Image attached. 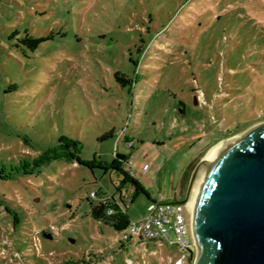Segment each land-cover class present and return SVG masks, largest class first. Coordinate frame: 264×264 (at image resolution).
I'll use <instances>...</instances> for the list:
<instances>
[{
	"label": "rangeland",
	"instance_id": "obj_1",
	"mask_svg": "<svg viewBox=\"0 0 264 264\" xmlns=\"http://www.w3.org/2000/svg\"><path fill=\"white\" fill-rule=\"evenodd\" d=\"M51 33L32 52L19 43ZM262 120L264 0H0V264L90 251L103 254L91 264H175L183 252L164 240L120 249L89 201L121 198L132 221L182 201L189 164ZM60 136L80 142L77 161L21 165ZM116 153L130 167L111 168Z\"/></svg>",
	"mask_w": 264,
	"mask_h": 264
},
{
	"label": "water",
	"instance_id": "obj_2",
	"mask_svg": "<svg viewBox=\"0 0 264 264\" xmlns=\"http://www.w3.org/2000/svg\"><path fill=\"white\" fill-rule=\"evenodd\" d=\"M182 186L171 203L183 209L193 264H264V120L199 155Z\"/></svg>",
	"mask_w": 264,
	"mask_h": 264
},
{
	"label": "trees",
	"instance_id": "obj_3",
	"mask_svg": "<svg viewBox=\"0 0 264 264\" xmlns=\"http://www.w3.org/2000/svg\"><path fill=\"white\" fill-rule=\"evenodd\" d=\"M53 38V34H48L46 36L40 37H32V36H24L19 40V43L24 46L27 51L32 52L34 51L42 42L51 40ZM150 41V39H149ZM148 44L145 45L143 43V39H139V45L136 48V53L138 57L136 59L131 58L132 49L131 47L127 48L128 51V58L127 60L132 64L134 68L138 66V64H142V59L145 56V49ZM115 80L121 85H131L132 78L127 77L124 73L119 71L114 72ZM111 134V133H110ZM107 134V135H110ZM234 134V133H230ZM124 141L128 148L132 147L129 139L127 137L124 138ZM26 143V140H23ZM213 144V143H212ZM211 145V144H210ZM80 142L74 139H69L64 136H60L57 139V143L50 148H47L41 151L39 154L35 156H29V159H24L21 162V165L24 167H42L48 165L52 161L55 160H63L67 163H73L78 160V155L80 152ZM209 146V145H208ZM125 162L128 163V160L123 155H119L116 153L115 158L110 163V167L116 170L120 169V163ZM128 166V165H127ZM124 174V180L130 181L137 190L140 188V184L137 180L132 177L130 171L122 170ZM96 196L98 195L97 192L95 193ZM36 199L35 201H37ZM89 201V199H88ZM120 203H118L114 199H109L103 197L98 201V203L93 204L89 201V213L90 215L97 221H102L104 224L110 225L117 231H121L124 226L129 222V219L126 214L124 201L120 198ZM122 205V206H121ZM141 241L142 239H138ZM130 242L133 240H129L127 242H120V249H125ZM188 252L192 253L191 258L188 256ZM186 257L191 262L193 257V248L189 247L186 252ZM103 259V254L99 251H90L88 254H82L78 257L70 255V257L65 261V264H91L94 262H99Z\"/></svg>",
	"mask_w": 264,
	"mask_h": 264
},
{
	"label": "built area",
	"instance_id": "obj_4",
	"mask_svg": "<svg viewBox=\"0 0 264 264\" xmlns=\"http://www.w3.org/2000/svg\"><path fill=\"white\" fill-rule=\"evenodd\" d=\"M130 167V162L127 163ZM143 170L147 169L144 165ZM130 174L132 172L130 171ZM95 192L90 196L95 197ZM138 239L164 240L176 246L183 252L175 264H184L186 252L192 247L190 237L186 231L183 209L179 204L155 202L151 205L147 215L138 221H129L122 229V242Z\"/></svg>",
	"mask_w": 264,
	"mask_h": 264
},
{
	"label": "bare ground",
	"instance_id": "obj_5",
	"mask_svg": "<svg viewBox=\"0 0 264 264\" xmlns=\"http://www.w3.org/2000/svg\"><path fill=\"white\" fill-rule=\"evenodd\" d=\"M235 138H236V137H235ZM235 138H232V139H230V140H228V141H226V142H224V143H228V142L232 141V140L235 139Z\"/></svg>",
	"mask_w": 264,
	"mask_h": 264
},
{
	"label": "crops",
	"instance_id": "obj_6",
	"mask_svg": "<svg viewBox=\"0 0 264 264\" xmlns=\"http://www.w3.org/2000/svg\"><path fill=\"white\" fill-rule=\"evenodd\" d=\"M129 221H132V220H129ZM136 221H138V220H136Z\"/></svg>",
	"mask_w": 264,
	"mask_h": 264
}]
</instances>
